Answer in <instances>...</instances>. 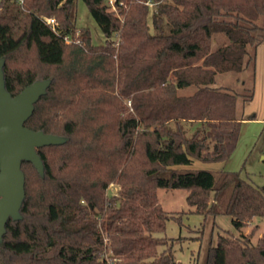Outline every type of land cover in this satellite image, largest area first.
<instances>
[{"label":"trees","instance_id":"trees-1","mask_svg":"<svg viewBox=\"0 0 264 264\" xmlns=\"http://www.w3.org/2000/svg\"><path fill=\"white\" fill-rule=\"evenodd\" d=\"M81 1L102 45L76 28L77 0H0L5 89L15 96L49 79L25 127L67 139L37 149L43 177L22 163V219L6 223L0 264H178L159 251L156 235L174 216L158 189L186 190L192 213L226 215L237 231L264 218V183L176 168L225 162L235 150L245 120L237 100L253 90L217 87L216 76L254 71L264 0ZM216 37L226 42L213 50ZM252 233L218 236L204 264H264V233L256 244Z\"/></svg>","mask_w":264,"mask_h":264},{"label":"rangeland","instance_id":"rangeland-1","mask_svg":"<svg viewBox=\"0 0 264 264\" xmlns=\"http://www.w3.org/2000/svg\"><path fill=\"white\" fill-rule=\"evenodd\" d=\"M109 11L120 16L112 7V1L107 2ZM150 23V21H149ZM75 25L77 29H88L94 45L104 43L103 34L99 26L89 15L87 8L81 0L76 2ZM226 41L216 37L212 48L215 50ZM217 87L229 89L232 92H241L244 89L253 90V98L249 102L237 100V115L245 119L240 127L236 148L230 158L220 163H202L193 160L190 165L176 167L182 172L205 170L213 175L221 171L238 172L240 177L249 183L260 186L264 183V43L256 50L254 71L247 70L242 74H218ZM194 91L188 88L179 91L180 95H187ZM128 108L130 101H125ZM115 186H110L107 194L116 192ZM187 191L183 189L166 191L157 190V198L162 209L174 218H180V223L174 218L166 221L164 233L156 236L165 239V244L159 251L171 250L178 264H204L205 255L209 245L214 246L218 236L239 237L249 235L253 244L264 233V218H253L247 226L237 231L228 216L216 215L206 219L192 213L193 208L186 203Z\"/></svg>","mask_w":264,"mask_h":264},{"label":"water","instance_id":"water-1","mask_svg":"<svg viewBox=\"0 0 264 264\" xmlns=\"http://www.w3.org/2000/svg\"><path fill=\"white\" fill-rule=\"evenodd\" d=\"M0 59V245L9 219L20 221V208L24 200L23 162L31 163L40 177L44 176L37 149L64 144L61 136L32 131L25 122L32 116L34 105L46 95L49 79L35 81L12 96L5 89L3 66Z\"/></svg>","mask_w":264,"mask_h":264},{"label":"built area","instance_id":"built-area-1","mask_svg":"<svg viewBox=\"0 0 264 264\" xmlns=\"http://www.w3.org/2000/svg\"><path fill=\"white\" fill-rule=\"evenodd\" d=\"M15 2L19 3V4H22L23 3V0H14ZM44 23L49 26L53 31H55V28H56V22L54 19H44ZM65 41L68 42V39L65 38Z\"/></svg>","mask_w":264,"mask_h":264},{"label":"crops","instance_id":"crops-1","mask_svg":"<svg viewBox=\"0 0 264 264\" xmlns=\"http://www.w3.org/2000/svg\"><path fill=\"white\" fill-rule=\"evenodd\" d=\"M189 94H191V92ZM189 94H187V95H189ZM260 159H264V157L260 156Z\"/></svg>","mask_w":264,"mask_h":264}]
</instances>
